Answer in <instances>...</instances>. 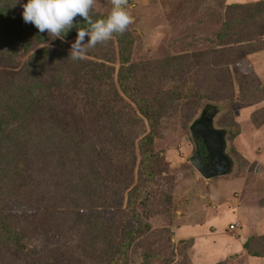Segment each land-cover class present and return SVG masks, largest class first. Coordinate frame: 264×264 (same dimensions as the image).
<instances>
[{"label": "rangeland", "instance_id": "rangeland-1", "mask_svg": "<svg viewBox=\"0 0 264 264\" xmlns=\"http://www.w3.org/2000/svg\"><path fill=\"white\" fill-rule=\"evenodd\" d=\"M256 1L225 0L224 4ZM21 3L0 0V7L23 21ZM111 6V0H93L89 15L93 20L102 18ZM125 7L132 17L122 32L124 41L131 40L128 61L121 57L122 43L113 34L75 60L77 71L42 85L47 105L36 108L41 111L35 114L51 120L58 111V132H50L31 147L32 154L18 165L20 175L15 178L18 182L26 175L36 187L29 225L42 237L28 255L36 264H108L121 230L132 223L127 199L143 184L137 142L149 131L146 119L119 86L120 70L130 63L139 65L154 75L156 87L163 86L166 83L147 64L216 46L211 41L213 32L225 13L224 6L214 1L126 0ZM74 38L32 44L27 50L21 46L10 66L1 62L0 72L33 64L30 54L41 47L68 57ZM216 74L226 84L222 98L201 99L186 119L180 107L166 110L160 118L153 138L158 170L154 185L142 193L145 210L137 207L152 235L141 236L127 248L126 264L264 262V258H250L243 249L245 237L264 234V206L259 203L264 196V50L239 52ZM250 74L262 85L260 95L249 97L241 90L250 85ZM41 91L37 85L35 94ZM205 107L214 111V127L224 131V153L232 162L227 174L209 178L189 162L194 152L189 126ZM255 111L261 114L257 121ZM15 127L9 125L4 136ZM7 141L0 138V173L4 161L17 152ZM12 193L6 199L17 212L28 215V198L13 185ZM230 224L235 228L230 230ZM106 226L115 234L105 235Z\"/></svg>", "mask_w": 264, "mask_h": 264}, {"label": "trees", "instance_id": "trees-1", "mask_svg": "<svg viewBox=\"0 0 264 264\" xmlns=\"http://www.w3.org/2000/svg\"><path fill=\"white\" fill-rule=\"evenodd\" d=\"M191 1H214L217 5L224 6L223 20L213 32L214 40H211L216 46L149 62L147 64L149 70L154 68L156 77L166 83L160 87H156L154 75L146 72L145 68H140L139 65L130 63L129 66L120 70L119 86L131 99L137 111L146 119L149 131L137 142L141 156L138 171L142 176L143 184L131 191L127 199L126 205L132 213V223L121 230L119 241L108 264H126L127 248L141 236L152 235L149 233L150 224L143 219L137 207L145 210L142 193L154 185L155 172L158 170L159 156L153 151V138L161 116L166 113V110L174 112L180 107L186 119L193 114L201 99L219 100L225 95L222 90L226 86L216 74L219 67L235 61L239 52L264 50V37H262L264 0L246 4H224L225 0ZM74 24L77 29L87 27V22L79 16L74 18ZM75 34L76 29L72 28L64 38H73ZM115 35L122 43L120 55L124 61H128L131 40L124 41V33ZM210 39L205 38V40ZM54 40L56 39H52L50 34L38 32L31 23L17 20L0 7V64L5 62L10 66L13 56L21 46L27 50L32 44ZM249 43L251 44L248 45ZM53 52L51 49L38 48L30 54L33 64H26L18 70H5L3 74L0 72V138L6 137L8 146L17 151L14 158L4 161L3 170L1 168L0 173V264H36L28 257L30 251L36 249L35 245L41 241L42 237L38 229L31 230L33 228L29 225L31 217L34 216L36 187L26 175L18 182L15 178L20 175L16 172L18 165L25 162L32 154L31 147L42 139L46 140L50 132H58L56 126L60 125L61 121L58 111L54 112L55 116L49 115L52 117H49L51 120H42L45 117L35 114L36 111H41L36 108L47 105L44 103L46 88L42 85L47 87L60 76L77 71L79 61H71L67 56H56ZM250 76V85L242 87L241 90L247 91L249 97L254 94L260 95L261 83L253 74ZM37 85H41L42 91L35 94ZM253 114L255 121L261 116L264 118L260 111H255ZM47 122L51 124L48 126ZM12 124H16V127L10 135L4 136L6 128ZM22 124L28 129L26 130ZM86 141V144L90 145L89 137ZM12 185L15 186L16 191L23 192L25 198H28V215L17 212L12 202L6 199L8 195L13 194ZM259 203L264 206V196L260 198ZM114 231L110 226L102 229L105 235H112ZM243 249L250 257L264 258V234L248 236L243 243Z\"/></svg>", "mask_w": 264, "mask_h": 264}, {"label": "clouds", "instance_id": "clouds-1", "mask_svg": "<svg viewBox=\"0 0 264 264\" xmlns=\"http://www.w3.org/2000/svg\"><path fill=\"white\" fill-rule=\"evenodd\" d=\"M93 0H22L21 17L31 23L40 33L50 34L52 39L62 42L66 33L76 29L75 38L70 42L68 57L83 59L89 49L106 42L113 34H120L132 23L127 11L126 0H111V9L106 16L93 20L89 13ZM87 22V27L77 29L75 17Z\"/></svg>", "mask_w": 264, "mask_h": 264}, {"label": "water", "instance_id": "water-1", "mask_svg": "<svg viewBox=\"0 0 264 264\" xmlns=\"http://www.w3.org/2000/svg\"><path fill=\"white\" fill-rule=\"evenodd\" d=\"M205 107L189 126L195 152L189 157L193 168L203 177L227 174L232 162L224 153V131L213 125L214 111Z\"/></svg>", "mask_w": 264, "mask_h": 264}, {"label": "built area", "instance_id": "built-area-1", "mask_svg": "<svg viewBox=\"0 0 264 264\" xmlns=\"http://www.w3.org/2000/svg\"><path fill=\"white\" fill-rule=\"evenodd\" d=\"M234 228H235V225H234V224H230V225H229V229H230V230H232V229H234Z\"/></svg>", "mask_w": 264, "mask_h": 264}, {"label": "crops", "instance_id": "crops-1", "mask_svg": "<svg viewBox=\"0 0 264 264\" xmlns=\"http://www.w3.org/2000/svg\"><path fill=\"white\" fill-rule=\"evenodd\" d=\"M247 237H245V239H246ZM244 240V239H243ZM250 257V256H249ZM250 258H255V257H250Z\"/></svg>", "mask_w": 264, "mask_h": 264}, {"label": "flooded vegetation", "instance_id": "flooded-vegetation-1", "mask_svg": "<svg viewBox=\"0 0 264 264\" xmlns=\"http://www.w3.org/2000/svg\"><path fill=\"white\" fill-rule=\"evenodd\" d=\"M194 152H195V144H194ZM194 152H193V153H194Z\"/></svg>", "mask_w": 264, "mask_h": 264}]
</instances>
